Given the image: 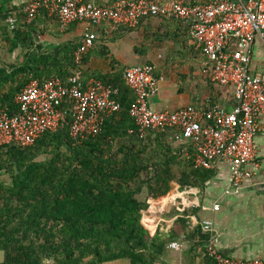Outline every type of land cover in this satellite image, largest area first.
I'll return each instance as SVG.
<instances>
[{
    "label": "trees",
    "instance_id": "1",
    "mask_svg": "<svg viewBox=\"0 0 264 264\" xmlns=\"http://www.w3.org/2000/svg\"><path fill=\"white\" fill-rule=\"evenodd\" d=\"M19 41L26 49L23 61L0 67V109L11 113L18 111L16 96L31 81L67 79L80 46L71 41L44 50L30 31L18 30L12 50ZM123 72L119 68L115 75L94 76L119 89L122 105L106 118L101 134L73 139L67 113L56 131L34 145L0 148V251L5 252L0 264H106L121 259L158 264L176 238L175 232L149 231L160 215L157 200L170 192L173 182L204 188L215 170L195 168L182 145L166 133L140 137L129 114L135 94ZM190 213L185 210L178 223L185 227Z\"/></svg>",
    "mask_w": 264,
    "mask_h": 264
},
{
    "label": "built area",
    "instance_id": "2",
    "mask_svg": "<svg viewBox=\"0 0 264 264\" xmlns=\"http://www.w3.org/2000/svg\"><path fill=\"white\" fill-rule=\"evenodd\" d=\"M43 12L58 18L63 27L82 22L92 30L81 38L74 53L75 68L67 79H35L16 96L17 112L0 109V148L34 145L45 133L56 131L67 113L72 116L73 139L101 134L106 118L122 105L118 88L84 75V58L96 43L97 29L105 25L136 28L143 19L170 13L190 24V34L204 56V76L230 89L235 104L227 108L211 101L202 107L154 109L151 98L161 89L155 66H128L123 73L135 94L129 114L137 132L141 138L149 132L166 133L176 144L192 145L195 168L213 169L218 162L227 163L232 180L229 193H239L258 174L256 137L264 131V0H174L170 12L160 0H116L112 4L25 0L20 10L6 14L9 31L16 32L20 24L32 23ZM258 56L262 63H256ZM219 206L216 203L214 209ZM201 226L205 232L214 230L210 220ZM218 243L219 236L213 235L206 247L212 264H264L259 257L227 256ZM168 247L180 250L181 245L175 241Z\"/></svg>",
    "mask_w": 264,
    "mask_h": 264
},
{
    "label": "crops",
    "instance_id": "3",
    "mask_svg": "<svg viewBox=\"0 0 264 264\" xmlns=\"http://www.w3.org/2000/svg\"><path fill=\"white\" fill-rule=\"evenodd\" d=\"M24 1L0 0V67L19 65L23 61L26 49L19 41L12 50L16 32L9 31L6 14L20 10ZM90 1L97 4L116 2ZM160 1L170 12L174 0ZM18 30L30 31L37 45L51 51L64 43L80 42L92 29L82 22L63 27L58 18L43 12L32 23L20 24ZM97 34L94 47L84 58L85 78L99 74L111 76L118 73L119 68L148 63L155 66L161 87L150 101L154 109H177L185 105L202 107L211 101L227 108L235 104L230 89L219 85L216 88V84L204 76V56L190 34L188 22L164 13L143 19L136 28L117 29L105 25L97 29ZM257 62L262 63L259 56ZM262 123L264 125V116ZM256 143L260 170L239 193L227 192L232 189L230 167L218 162L213 168L215 175L204 188L182 187L173 182L170 192L157 200L155 209L160 215L149 224V231L153 235L175 232L173 242L181 245L180 250L168 247L158 264H209L206 247L213 235L219 236L218 249L225 255L244 260L259 257L264 262V131L256 137ZM182 147L185 156L192 160V145ZM216 203L220 205L219 209H214ZM185 210L192 213L187 215L184 227L178 220ZM205 220L212 221V232L202 229Z\"/></svg>",
    "mask_w": 264,
    "mask_h": 264
},
{
    "label": "rangeland",
    "instance_id": "4",
    "mask_svg": "<svg viewBox=\"0 0 264 264\" xmlns=\"http://www.w3.org/2000/svg\"><path fill=\"white\" fill-rule=\"evenodd\" d=\"M141 64H143V63H141ZM146 64H148V63H146ZM214 86L217 88V85H214ZM168 103L171 104L169 101H168ZM42 159H45V156L39 158V160H42ZM145 196H146V193H144L141 197L145 198ZM4 259H5V252L0 251V262L4 261ZM107 264H130V262L128 260H118V261L110 262Z\"/></svg>",
    "mask_w": 264,
    "mask_h": 264
},
{
    "label": "bare ground",
    "instance_id": "5",
    "mask_svg": "<svg viewBox=\"0 0 264 264\" xmlns=\"http://www.w3.org/2000/svg\"><path fill=\"white\" fill-rule=\"evenodd\" d=\"M94 78V77H93Z\"/></svg>",
    "mask_w": 264,
    "mask_h": 264
}]
</instances>
